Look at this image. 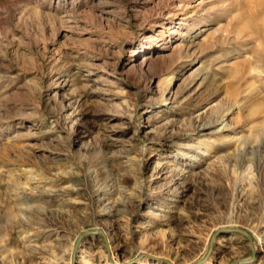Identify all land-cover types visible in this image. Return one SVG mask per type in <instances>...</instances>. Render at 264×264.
<instances>
[{
	"label": "rangeland",
	"instance_id": "rangeland-1",
	"mask_svg": "<svg viewBox=\"0 0 264 264\" xmlns=\"http://www.w3.org/2000/svg\"><path fill=\"white\" fill-rule=\"evenodd\" d=\"M0 264H264V0H0Z\"/></svg>",
	"mask_w": 264,
	"mask_h": 264
},
{
	"label": "bare ground",
	"instance_id": "bare-ground-1",
	"mask_svg": "<svg viewBox=\"0 0 264 264\" xmlns=\"http://www.w3.org/2000/svg\"><path fill=\"white\" fill-rule=\"evenodd\" d=\"M253 34V33H252Z\"/></svg>",
	"mask_w": 264,
	"mask_h": 264
}]
</instances>
